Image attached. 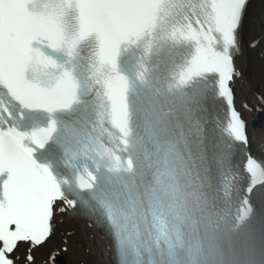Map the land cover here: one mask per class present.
Listing matches in <instances>:
<instances>
[{
  "label": "snow or ice",
  "instance_id": "snow-or-ice-1",
  "mask_svg": "<svg viewBox=\"0 0 264 264\" xmlns=\"http://www.w3.org/2000/svg\"><path fill=\"white\" fill-rule=\"evenodd\" d=\"M249 0H0V264H36L34 250L51 242L58 215L84 201L67 197L49 159L55 113L83 103L82 75L95 103L110 104V117L128 124L126 81L119 71L125 47H150L163 15L169 35L192 44L181 83L203 80L230 110L240 137L245 121L234 103V56ZM264 103V97H261ZM47 113L48 122L35 117ZM118 264L124 249L112 234ZM22 245L26 248L21 251ZM63 246L43 264H57Z\"/></svg>",
  "mask_w": 264,
  "mask_h": 264
},
{
  "label": "bare ground",
  "instance_id": "bare-ground-1",
  "mask_svg": "<svg viewBox=\"0 0 264 264\" xmlns=\"http://www.w3.org/2000/svg\"><path fill=\"white\" fill-rule=\"evenodd\" d=\"M241 32L245 65L233 86L234 103L245 121L250 151L264 159V103L261 102L264 97V0L249 1ZM259 113H262V122L255 126ZM248 194L251 204L256 205L257 230L254 227L252 232L256 261L264 264V181L250 186ZM65 236L68 237V250L59 255L65 257V262L57 261V264H115L106 237L87 221L68 212L56 217L51 242L34 250L36 264H43L54 248H61ZM25 248L22 245L21 251Z\"/></svg>",
  "mask_w": 264,
  "mask_h": 264
},
{
  "label": "water",
  "instance_id": "water-1",
  "mask_svg": "<svg viewBox=\"0 0 264 264\" xmlns=\"http://www.w3.org/2000/svg\"><path fill=\"white\" fill-rule=\"evenodd\" d=\"M261 122H262V113H259L258 120L254 121V125L255 126L261 125Z\"/></svg>",
  "mask_w": 264,
  "mask_h": 264
},
{
  "label": "rangeland",
  "instance_id": "rangeland-1",
  "mask_svg": "<svg viewBox=\"0 0 264 264\" xmlns=\"http://www.w3.org/2000/svg\"><path fill=\"white\" fill-rule=\"evenodd\" d=\"M249 42V41H248ZM57 261L59 262V263H64L65 262V257L64 256H60L58 259H57Z\"/></svg>",
  "mask_w": 264,
  "mask_h": 264
}]
</instances>
